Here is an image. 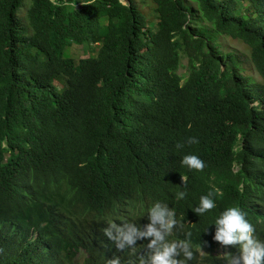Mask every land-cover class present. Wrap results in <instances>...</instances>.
Masks as SVG:
<instances>
[{"label": "trees", "instance_id": "trees-1", "mask_svg": "<svg viewBox=\"0 0 264 264\" xmlns=\"http://www.w3.org/2000/svg\"><path fill=\"white\" fill-rule=\"evenodd\" d=\"M125 1L0 0V264H139L147 241L121 251L104 229L156 202L183 223L170 240L191 233L187 264L237 252L212 239L230 206L264 240V0ZM71 44L98 47L75 60Z\"/></svg>", "mask_w": 264, "mask_h": 264}, {"label": "clouds", "instance_id": "clouds-1", "mask_svg": "<svg viewBox=\"0 0 264 264\" xmlns=\"http://www.w3.org/2000/svg\"><path fill=\"white\" fill-rule=\"evenodd\" d=\"M56 4V0H52ZM188 144L199 141L195 137H188ZM184 144L178 142L176 147ZM182 166L190 170L203 171L204 161L194 154H186L181 159ZM182 184L187 177L181 176ZM215 195H222L218 189L202 195L199 205L193 210L198 216L216 208ZM177 199H184L186 192L176 193ZM148 222L143 226L135 223L110 222L104 229V234L111 240L116 249L133 248L138 241L146 240L145 252L139 257V264H187L194 258L191 233H185V239H169L173 230L183 228V223L176 218L175 211L167 204L156 202L147 211ZM215 232L212 239L222 247H233L236 253L224 252L226 264H264V240L255 235L253 225L247 220L246 213L238 206L224 209L214 220ZM201 243L207 244L206 241ZM200 243V249L201 248ZM183 256V259L180 257ZM107 264H120L118 257L108 260Z\"/></svg>", "mask_w": 264, "mask_h": 264}, {"label": "rangeland", "instance_id": "rangeland-1", "mask_svg": "<svg viewBox=\"0 0 264 264\" xmlns=\"http://www.w3.org/2000/svg\"><path fill=\"white\" fill-rule=\"evenodd\" d=\"M122 3L125 2V0H120ZM23 2H28V0H23ZM149 20L152 22L154 21V16L151 15L149 12L148 14ZM217 41L221 45V51L222 52H241L243 54L247 53V48L244 44H242L239 41H236L234 39L228 38V37H217ZM98 45H75L71 44L69 46H66L63 50V56L65 57H70L73 59H78L81 57H86V56H93L95 54V50L97 49ZM181 65L178 67L177 72L180 74L185 73V59L181 58L180 60ZM243 67V73L249 75L252 79L257 80L258 77L253 73V71L247 66V65H242ZM219 249H214L213 252H218ZM199 252H204V250H199Z\"/></svg>", "mask_w": 264, "mask_h": 264}, {"label": "water", "instance_id": "water-1", "mask_svg": "<svg viewBox=\"0 0 264 264\" xmlns=\"http://www.w3.org/2000/svg\"><path fill=\"white\" fill-rule=\"evenodd\" d=\"M125 3H127V1H125Z\"/></svg>", "mask_w": 264, "mask_h": 264}]
</instances>
